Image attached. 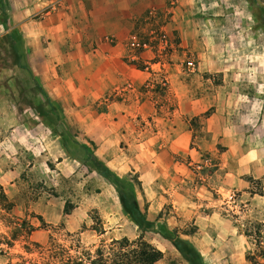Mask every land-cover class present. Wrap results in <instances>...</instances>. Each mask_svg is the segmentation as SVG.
<instances>
[{
    "label": "rangeland",
    "instance_id": "1",
    "mask_svg": "<svg viewBox=\"0 0 264 264\" xmlns=\"http://www.w3.org/2000/svg\"><path fill=\"white\" fill-rule=\"evenodd\" d=\"M167 3L166 8L147 14L141 27L143 36L128 42L120 61L140 70L149 68L148 80L139 91L159 100L160 113L173 115L179 110V101L183 104L206 99L210 107L200 118L190 121L199 136L200 124L217 109L218 95L230 97L231 101L241 95L242 90L235 88L234 83L241 80L243 72L236 69L249 55L243 50L241 35H250L264 24V0H178L176 15L192 21L185 38L181 28L174 30V24L167 25L165 18L174 14L169 13ZM250 56H254L259 73L264 76L261 56ZM167 67H171V72L165 71ZM3 77L0 87L15 100L19 116L22 104L34 99L30 110L26 109L34 114V133L27 135V144H22L24 135L18 130V136L11 137V122L0 120V125H4L0 126V177L9 175L0 183V264H110L113 251L118 249L111 245L112 241L127 238L134 242L137 228L124 220L113 187L90 168L84 152H80L82 161L76 164L73 151L62 150L61 142L76 143L95 156L96 150H101L102 157H96L103 162L109 147L127 148L124 137L120 131L105 136L94 130L106 123L98 104H92L90 111V103L71 105L67 98L63 99L65 108L87 110L67 121L60 106L51 103L54 112L47 109L48 113L43 112L41 117L36 112L41 99L39 89L25 92L13 81L12 90L9 86L6 89L2 83L9 85V78ZM75 92L82 96L89 93L83 88ZM176 117L179 127L187 124L184 117ZM55 130L60 137L54 134ZM73 169L75 172L71 173ZM125 179L138 195L141 188L137 177L128 173ZM258 188L254 186L255 192ZM228 192L235 194V203L221 204L218 199L217 209L202 208L199 220L187 225L174 221L177 218L166 204L160 212L153 213L149 222L154 230L144 240L162 253L160 264H186L169 241L181 236L191 239L189 245L204 264H254L262 248V244L255 243L257 238L251 230L255 224L242 212L241 193L221 191ZM214 196L217 198V194ZM214 210L218 215L211 213Z\"/></svg>",
    "mask_w": 264,
    "mask_h": 264
},
{
    "label": "crops",
    "instance_id": "2",
    "mask_svg": "<svg viewBox=\"0 0 264 264\" xmlns=\"http://www.w3.org/2000/svg\"><path fill=\"white\" fill-rule=\"evenodd\" d=\"M0 1L8 27L7 31L3 29L0 18V36L9 32L15 36L30 74L50 103L60 106L64 119H76L87 107L65 108L63 99L69 98L71 105L90 103V111L92 104H98L106 123L94 130L105 136L120 131L127 148L109 147L103 162L120 178L128 173L137 177L141 190L136 199L148 221L166 204L177 218L174 221L179 220L181 225L197 222L202 208L217 209L218 199L224 203L220 195L224 197L226 193L221 191L233 190L241 193L245 216L255 225L264 224V76L259 73L254 56H250L252 53L261 56L264 69V24L250 35H241L243 50L249 54L236 69L243 72L241 80L234 83L235 88L242 90L241 95L232 101L218 95L217 109L200 124L198 136L190 121L200 118L210 107L206 99L183 104L179 101V110L173 115L160 113L159 100L139 91L148 80L149 68L140 70L120 61L128 42H136L143 36L141 27L148 19L147 14L166 8L167 2L169 13L174 12L165 18L167 25L174 24V30L181 28L182 37H186L187 31H191L188 23L192 21L176 15L178 0ZM183 23L186 25L177 26ZM165 71L171 72V67ZM30 74L12 66L3 70L11 90L13 81L32 93ZM78 88L89 93L77 94ZM33 100L31 97L28 102L33 104ZM37 106L48 112L49 105L42 96ZM26 109L30 110L29 106L22 104L19 116L15 100L0 87V111L5 114L0 120L11 122V137H17L18 130L24 135L22 144H27V135L34 133V114ZM176 116L184 117L187 124L179 127ZM61 149L72 150L74 162L80 164L81 147ZM102 153L96 150L97 157H102ZM8 176L0 177V183ZM120 212L129 222L121 208ZM211 213L218 215L216 210ZM179 238L191 242L189 237Z\"/></svg>",
    "mask_w": 264,
    "mask_h": 264
},
{
    "label": "trees",
    "instance_id": "3",
    "mask_svg": "<svg viewBox=\"0 0 264 264\" xmlns=\"http://www.w3.org/2000/svg\"><path fill=\"white\" fill-rule=\"evenodd\" d=\"M0 18L3 29L7 31V16L1 1ZM0 49L2 50L0 51V80L4 78L3 70H5L8 66L27 71L30 74L28 67L26 66V58L24 55L20 54L17 47V40L11 32L0 36ZM31 79L34 85L33 89L35 87L39 89V95L47 101L49 109L54 112L47 95L43 92L42 88L36 79L32 77V75ZM2 86L6 89L8 88L7 83H2ZM23 104H27L29 108H31L30 102L27 101ZM36 107L38 108L36 111L37 114L43 117V111L38 106ZM62 133L64 132L62 131ZM54 134L59 137L61 136L56 130L54 131ZM68 143H70L69 145H72V147H81L76 143L62 140V145L64 147H71L67 145ZM81 149L85 154L86 160L91 164L90 168L95 171L102 179L109 182L113 187L118 198V204L121 208V211L137 228L138 237L134 242H130L127 238L112 241L111 245H116L118 249L113 251L110 264H157L162 260L163 255L159 250L155 249L152 245L144 240V236L148 233H151L154 228L153 224L147 220L146 214L143 213L139 208L136 199V191L129 185L125 178H120L115 175V173L94 154L89 153L84 147H81ZM65 214H67L66 211ZM261 229H264V224L260 223L254 225L251 229L254 236L257 238L255 243H257L258 246L262 244L260 255L258 256L257 260H255L254 264H264V235H262L263 233ZM169 241L173 249L186 264H204L200 254L184 240L180 239L179 237H173L169 238ZM97 254H101V252L97 250Z\"/></svg>",
    "mask_w": 264,
    "mask_h": 264
},
{
    "label": "built area",
    "instance_id": "4",
    "mask_svg": "<svg viewBox=\"0 0 264 264\" xmlns=\"http://www.w3.org/2000/svg\"><path fill=\"white\" fill-rule=\"evenodd\" d=\"M223 199V202L226 203V204H233L236 202V196L234 193L232 192H228L226 193V195L223 197V195L221 196Z\"/></svg>",
    "mask_w": 264,
    "mask_h": 264
}]
</instances>
